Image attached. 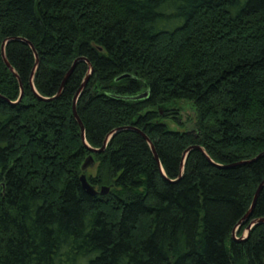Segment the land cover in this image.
<instances>
[{"label": "trees", "instance_id": "obj_1", "mask_svg": "<svg viewBox=\"0 0 264 264\" xmlns=\"http://www.w3.org/2000/svg\"><path fill=\"white\" fill-rule=\"evenodd\" d=\"M263 181L264 0H0V264H264Z\"/></svg>", "mask_w": 264, "mask_h": 264}, {"label": "water", "instance_id": "obj_2", "mask_svg": "<svg viewBox=\"0 0 264 264\" xmlns=\"http://www.w3.org/2000/svg\"><path fill=\"white\" fill-rule=\"evenodd\" d=\"M26 42H27L29 45H31L32 48H34L31 42H29V41H27V40H26ZM5 44H6V42H4L3 47H2V53H3L4 61H5V63L9 66V68H10L13 72H15L13 66L11 65V63L9 62V60H8V58H7V56H6V52H5ZM78 60H85V61L88 62L87 58H84V57H81V58H79ZM78 60H76V62H77ZM76 62H75V64H76ZM37 64H38V61H37ZM75 64L73 65V67L71 68V70H70V72L68 73L67 77H66L65 80L63 81V84H62V86H61V88H60V90H59V94L61 93V91H62V89H63V87H64V85H65V83H66V81H67V79H68V76L73 72L74 67H75ZM89 65L91 66L90 63H89ZM35 70H36V68H35ZM35 70H34L33 73H32V80H33V78H34ZM90 72H91V71H90ZM90 72L87 74V76L85 77L83 83L81 84V86H80L79 89L77 90V92H76V94H75V96H74V101H73V110H74V114H75L76 118L78 119V121H79V123H80V125H81L82 137H83L84 140H85V127H84V125H83V123H82V120H81V118L79 117V114H78V111H77V102H78V100H79V97H80V95H81V93H82L84 87L86 86V83H87V81H88V79H89V76H90ZM124 76H128V75L126 74V75H124ZM145 95H147V93H143V94H141V95H139V96H136V98H138V97H143V96H145ZM124 129H125V130H135V131H137L138 133H141V134H142V135H143V136L149 141L148 136H147L144 132H142L141 130H139V129L135 128V127H132V126H125V127L117 128L115 131H113L111 134H109V136L107 137L106 142H105L103 148H101V149H94V148L90 147L89 145H88V147H89L90 150L93 151V152H100V151H103V150L105 149V147L107 146V143H108L109 139H110V138H111L116 132L121 131V130H124ZM85 142H86V140H85ZM150 145H151V148H152L154 154H155L156 157H157V154H156V151H155V149H154L153 144L150 143ZM195 147H197V148H199V149H201L202 151L205 152V150H204L202 147H200V146H195ZM188 151H189V149L185 152V157L187 156ZM205 154H207V153L205 152ZM254 160H255V159H254ZM94 164H95V159H94L93 155H89V156L86 158V160L84 161L83 165H82V170H83V171H86L90 166H94ZM183 171H184V169L182 170L181 175L183 174ZM81 182H82V186H83V188L86 190V192L89 193V194H91V195H96V194H102V195H103V194H106V193L108 192V190H109V188H108V187H105V186H103V187L101 188L100 191L97 190V188H96L95 186H93V185L89 182L86 173H83V174L81 175ZM263 185H264V181H263V182L261 183V185L259 186V189H258V191H257V193H256L255 200H254L253 205H252V208H253L254 205H255L256 199H257V197H258V195H259V192L261 191ZM247 218H248V216L245 217V219H247ZM245 219H244V220H245ZM244 220H241V221H240V223H239V225L237 226V228L240 226V224H242V222H243ZM259 222H264V218H260V219H258V220L253 221V222L249 225V227L247 228V229H248L247 234H246L245 236L241 237V239H245L246 237H248L251 228H252L255 224L259 223ZM237 228H236V229L234 230V232H233V236H234V238H236V236H235V232H236Z\"/></svg>", "mask_w": 264, "mask_h": 264}, {"label": "rangeland", "instance_id": "obj_3", "mask_svg": "<svg viewBox=\"0 0 264 264\" xmlns=\"http://www.w3.org/2000/svg\"><path fill=\"white\" fill-rule=\"evenodd\" d=\"M179 109H178V114H175L176 116L179 117V122L181 123V125L176 124L173 120H169V123L172 127L174 128H189L192 129L196 126V122H197V113H196V109L193 106L192 103L188 102V101H180L176 104ZM96 168H97V163L94 164V166H90L86 172L87 174H95L96 173ZM248 229H245V231L243 232L242 236L243 237L247 234ZM235 236L237 237V230L235 232Z\"/></svg>", "mask_w": 264, "mask_h": 264}]
</instances>
